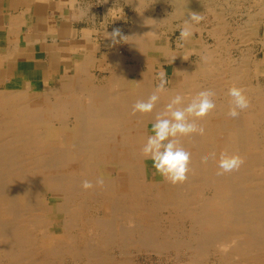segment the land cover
Here are the masks:
<instances>
[{"label":"bare ground","instance_id":"1","mask_svg":"<svg viewBox=\"0 0 264 264\" xmlns=\"http://www.w3.org/2000/svg\"><path fill=\"white\" fill-rule=\"evenodd\" d=\"M101 1L100 23L85 6L97 24L64 73L0 92V264H264V57L254 55L264 0ZM191 13L204 20L179 41ZM115 29L124 41L106 36ZM162 70L167 91L152 113L132 115ZM233 84L250 101L236 119L226 115ZM207 89L216 108L198 121L205 134L180 141L187 179L166 183L140 148L171 96ZM221 150L243 158L238 170L201 163ZM98 177L102 187L82 190Z\"/></svg>","mask_w":264,"mask_h":264},{"label":"crops","instance_id":"2","mask_svg":"<svg viewBox=\"0 0 264 264\" xmlns=\"http://www.w3.org/2000/svg\"><path fill=\"white\" fill-rule=\"evenodd\" d=\"M86 5L97 18L101 0H0V89L64 73L100 23L85 15Z\"/></svg>","mask_w":264,"mask_h":264},{"label":"clouds","instance_id":"3","mask_svg":"<svg viewBox=\"0 0 264 264\" xmlns=\"http://www.w3.org/2000/svg\"><path fill=\"white\" fill-rule=\"evenodd\" d=\"M190 19L184 20L179 30V41H187L195 32L193 24H199L204 20L202 14L191 13ZM155 35V34H153ZM106 36L116 43L117 37L124 41L126 37L121 36L119 29ZM207 59V58H205ZM159 84L148 96L146 100L138 99L131 108V114H150L155 109L161 94L167 91L166 73L163 70L158 74ZM226 95L228 101V111L226 115L236 119L240 113L250 107V101L245 89L231 85ZM216 92L212 89L202 90L192 97H186L177 93L169 99L161 112H158L151 125V134L146 136L140 148V154L146 160H151L155 174H158L166 183L171 185L182 184L186 181L191 153L181 144L182 138H187L193 134L203 136L205 128L198 123L216 108ZM209 160L216 163L218 174L230 173L239 169L243 164V158L237 153H230L227 150L205 153L201 156V163L207 164ZM104 178L98 177L93 183L90 180L81 182L82 190L88 191L94 187H102ZM131 226V225H130Z\"/></svg>","mask_w":264,"mask_h":264},{"label":"rangeland","instance_id":"4","mask_svg":"<svg viewBox=\"0 0 264 264\" xmlns=\"http://www.w3.org/2000/svg\"><path fill=\"white\" fill-rule=\"evenodd\" d=\"M100 11H101V9L100 8H97L96 9V15H97V18H101L102 16H101V14H100ZM123 13H129V10H127V9H125L124 11H123ZM110 18L108 17L107 19H105V27L109 30L110 29V27H111V25H112V22H110L111 21V19L109 20ZM114 21V20H113ZM111 23V24H109V23ZM96 36H99L98 34L96 35ZM101 42V41H100ZM105 53L107 52V53H109L108 55H110L109 57H112V53L111 52H109L110 50H108L107 48H104V50H103ZM262 50H261V48L260 47H256V50L254 51V55L258 58L259 57V59L261 58V57H264V52H261ZM100 54L101 53H98L97 55H98V58H99V56H100ZM102 58H100V60H102V61H105V60H107V59H109L107 56H105V54H102ZM187 62V59H183V63L185 64ZM94 73H95V75L96 76H102V73H101V70H100V68L99 67H97V68H95V71H94ZM261 76V77H260ZM258 77H259V81H261V82H264V66L263 67H261V71H260V73H259V75H258ZM170 78H171V82H174V79H175V77L173 76V75H170ZM261 79V80H260ZM6 89V88H5ZM5 89H0V92H2V91H4ZM114 174V173H113ZM55 231H59V229H54Z\"/></svg>","mask_w":264,"mask_h":264}]
</instances>
